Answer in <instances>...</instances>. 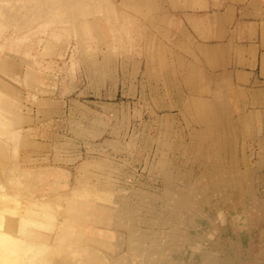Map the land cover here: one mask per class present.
Wrapping results in <instances>:
<instances>
[{
    "label": "rangeland",
    "instance_id": "obj_1",
    "mask_svg": "<svg viewBox=\"0 0 264 264\" xmlns=\"http://www.w3.org/2000/svg\"><path fill=\"white\" fill-rule=\"evenodd\" d=\"M225 1L0 0V264H111L125 239L137 264L198 263L209 198L247 195L212 171L230 158L231 96L200 110L182 92L180 26ZM254 239L239 264H264Z\"/></svg>",
    "mask_w": 264,
    "mask_h": 264
},
{
    "label": "crops",
    "instance_id": "obj_2",
    "mask_svg": "<svg viewBox=\"0 0 264 264\" xmlns=\"http://www.w3.org/2000/svg\"><path fill=\"white\" fill-rule=\"evenodd\" d=\"M263 1L227 0L213 5L216 11L206 14H200L206 8L190 10L180 26L183 37L188 41L185 45L188 53L185 55L189 57H184V61L189 63L190 79L194 80L189 89L186 90L184 85L182 92H189L200 110L202 107L204 110L220 109L223 95L229 93L231 96L230 158L224 168L212 171L231 173L233 177L227 187L242 188L247 195L246 200H242L243 195L236 192L228 202L221 199L217 204L209 198L208 204L215 206L213 215L208 217L212 224L207 228L199 223L201 230L190 234L194 242L184 245L193 244V249L198 251V263L194 257L191 264H227L223 263L226 257L231 258L230 264L245 263L254 251V238L259 236L260 243H264ZM197 121L205 125L212 123L202 116ZM226 150L225 157L228 154ZM208 156L219 157L212 151H208ZM249 157L254 158V163ZM240 178L244 181L241 182ZM205 200L200 202L199 210L204 211L200 212L204 216L207 214ZM240 205L243 208H239ZM189 220L194 221L190 217Z\"/></svg>",
    "mask_w": 264,
    "mask_h": 264
},
{
    "label": "bare ground",
    "instance_id": "obj_3",
    "mask_svg": "<svg viewBox=\"0 0 264 264\" xmlns=\"http://www.w3.org/2000/svg\"><path fill=\"white\" fill-rule=\"evenodd\" d=\"M1 125V124H0ZM2 126V125H1ZM1 129H2V127H0ZM1 131V130H0ZM1 132H3V131H1ZM232 205V204H231ZM234 205V204H233ZM71 226L70 225H65L64 227H62V229H61V233H59V234H56V236L54 237V240L57 242V241H59L60 242V244H59V242H58V244L56 245L55 244V246L56 247H60V249L62 248V246H63V241H65L66 240V238L68 237L70 240L72 239V237L73 238H76V236L75 235H73V232H75V231H77V229L78 228H76V227H74L73 226V228H70ZM67 231H70L71 233H68ZM118 236H120V235H118ZM108 237H111V235H110V233H108ZM117 237V236H116ZM121 237V236H120ZM122 239V238H121ZM127 239H125L124 240V243H123V245H124V247H125V249H124V252H123V254H121V255H119V256H117L116 258H111V260H112V262H111V264H137V263H139V262H141V261H135L133 258H132V256L131 255H128L127 256V247H126V241ZM54 241V242H55ZM136 244V243H135ZM140 244H142V243H140ZM142 246V245H141ZM85 247H87V246H85ZM108 247H110L109 248V250H112V251H115L116 250V248L114 247V246H109L108 245ZM139 246H137V248H138ZM46 248H48V247H46ZM52 248V247H51ZM54 249H57V248H55V247H53ZM88 248V247H87ZM135 250V248L133 249V251ZM152 251V250H151ZM93 252V251H92ZM88 253V252H87ZM89 253H91V252H89ZM134 254H135V251L133 252ZM94 254H96V252H94ZM93 254V255H94ZM101 254V253H100ZM88 257V256H87ZM142 258V257H141ZM99 259V258H98ZM138 259H140V258H138ZM101 259H99V261H100ZM104 260V259H103ZM141 260V259H140Z\"/></svg>",
    "mask_w": 264,
    "mask_h": 264
}]
</instances>
